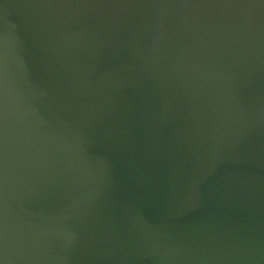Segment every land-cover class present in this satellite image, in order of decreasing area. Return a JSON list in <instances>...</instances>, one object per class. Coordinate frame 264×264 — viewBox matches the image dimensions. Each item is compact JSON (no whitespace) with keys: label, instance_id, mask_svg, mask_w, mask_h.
I'll return each instance as SVG.
<instances>
[{"label":"water","instance_id":"1","mask_svg":"<svg viewBox=\"0 0 264 264\" xmlns=\"http://www.w3.org/2000/svg\"><path fill=\"white\" fill-rule=\"evenodd\" d=\"M0 264H264V0H0Z\"/></svg>","mask_w":264,"mask_h":264}]
</instances>
